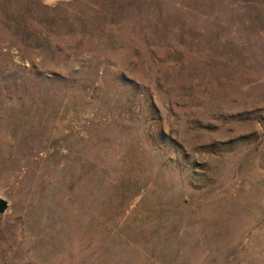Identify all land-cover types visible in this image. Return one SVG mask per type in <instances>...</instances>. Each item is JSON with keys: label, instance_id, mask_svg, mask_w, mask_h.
<instances>
[{"label": "rangeland", "instance_id": "374dc122", "mask_svg": "<svg viewBox=\"0 0 264 264\" xmlns=\"http://www.w3.org/2000/svg\"><path fill=\"white\" fill-rule=\"evenodd\" d=\"M0 264H264V0H0Z\"/></svg>", "mask_w": 264, "mask_h": 264}, {"label": "water", "instance_id": "95a60500", "mask_svg": "<svg viewBox=\"0 0 264 264\" xmlns=\"http://www.w3.org/2000/svg\"><path fill=\"white\" fill-rule=\"evenodd\" d=\"M8 210V202L0 197V214H4Z\"/></svg>", "mask_w": 264, "mask_h": 264}]
</instances>
